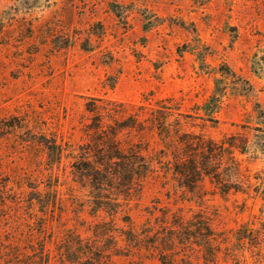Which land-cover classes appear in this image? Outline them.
Returning a JSON list of instances; mask_svg holds the SVG:
<instances>
[{
    "label": "rangeland",
    "instance_id": "obj_1",
    "mask_svg": "<svg viewBox=\"0 0 264 264\" xmlns=\"http://www.w3.org/2000/svg\"><path fill=\"white\" fill-rule=\"evenodd\" d=\"M216 78L225 88L219 122L187 120L216 140L236 136L250 188L222 197L207 180V194L191 200L151 177L122 210L144 234L163 231L165 218L203 211L223 236L264 206V0H0V177H60L56 219L40 239L56 242L63 226L88 235L84 220L94 218L86 211L78 217L70 199L69 151L61 164L53 154L50 170L44 145L85 144L94 98L131 114L158 100L195 114ZM134 138L149 153L160 149L153 133ZM145 244L135 254L119 244L112 264H161ZM190 248L177 250L180 264H198L200 252Z\"/></svg>",
    "mask_w": 264,
    "mask_h": 264
},
{
    "label": "trees",
    "instance_id": "obj_2",
    "mask_svg": "<svg viewBox=\"0 0 264 264\" xmlns=\"http://www.w3.org/2000/svg\"><path fill=\"white\" fill-rule=\"evenodd\" d=\"M226 71L235 75L230 68ZM224 97L225 88L216 78L213 94L195 107V114H184L164 100L149 108L139 105L137 108L146 111L131 114L114 100L94 98L87 106L93 117L85 144L74 149L57 142L44 145L50 170L55 167L50 161L53 154L61 164L69 151L68 174L75 184L70 199L78 217L86 211L94 218L84 220L88 235L61 226L56 242L40 239L56 219L55 208L61 199L59 176L46 182L30 174L17 179L0 177V264H112V257L121 252L119 244L135 254L146 242L159 253L161 264H180L177 250L190 247L200 252L198 264H264V206L223 236L203 211L170 221L165 218L163 231L149 230L148 234L139 230L131 214H122L123 204L151 177L165 179V185L190 195L191 200L207 194V180L222 197L250 188L243 163L235 154L236 136L216 140L191 130L193 124L187 120L219 122ZM125 131L133 133L130 138L124 137ZM137 133L141 140L149 133L156 135L160 149L149 153L150 145L143 147L135 140ZM167 251L172 252L169 257Z\"/></svg>",
    "mask_w": 264,
    "mask_h": 264
}]
</instances>
